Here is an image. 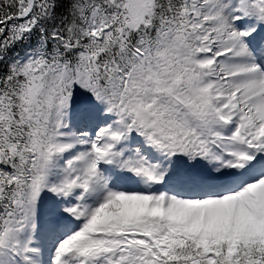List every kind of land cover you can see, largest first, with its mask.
Here are the masks:
<instances>
[{"label": "snow or ice", "instance_id": "1", "mask_svg": "<svg viewBox=\"0 0 264 264\" xmlns=\"http://www.w3.org/2000/svg\"><path fill=\"white\" fill-rule=\"evenodd\" d=\"M0 264H264V0H0Z\"/></svg>", "mask_w": 264, "mask_h": 264}]
</instances>
